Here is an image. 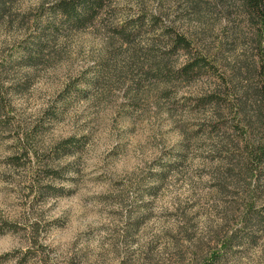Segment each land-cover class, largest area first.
<instances>
[{
	"label": "rangeland",
	"instance_id": "374dc122",
	"mask_svg": "<svg viewBox=\"0 0 264 264\" xmlns=\"http://www.w3.org/2000/svg\"><path fill=\"white\" fill-rule=\"evenodd\" d=\"M56 1L0 0V264H264V226L243 222L264 209L256 19L105 0L77 27ZM177 32L215 67L174 76Z\"/></svg>",
	"mask_w": 264,
	"mask_h": 264
},
{
	"label": "trees",
	"instance_id": "16d2710c",
	"mask_svg": "<svg viewBox=\"0 0 264 264\" xmlns=\"http://www.w3.org/2000/svg\"><path fill=\"white\" fill-rule=\"evenodd\" d=\"M104 1L105 0H57L54 4V10L63 15L69 22H71V24H73V26L80 27L82 24H85L88 19H92L98 14L100 8H102L104 4ZM240 2L247 10L250 17L255 18L258 24V45L260 51L259 64L264 74V0H240ZM139 24L137 22L136 26H139ZM122 32L125 36H129L131 34V31L127 30H122ZM171 35L174 49H183L187 55L186 61L183 65L177 71L172 73L174 76H196L200 73L206 72L207 70L205 68L207 65L213 68L215 67V63H213L205 53L201 51L199 52V50L195 47L193 39L179 32ZM193 47L197 49L196 52H194ZM261 92L263 110L259 115L264 125V81ZM201 100L204 104H213L216 99L213 93H211L206 95V97H202ZM70 140H72V137L67 138L65 142ZM247 162V164H251V170L260 168L261 164L264 162V136L259 142L251 144L250 149H248ZM49 170L56 172L55 169ZM254 203L255 200L248 206L246 215L244 216V226H248L252 223L264 226V209L260 211L255 210ZM38 232L39 231H37L34 235V240L41 242ZM234 235L235 232L230 233L228 239H226L223 243L227 245L228 241L232 242Z\"/></svg>",
	"mask_w": 264,
	"mask_h": 264
}]
</instances>
